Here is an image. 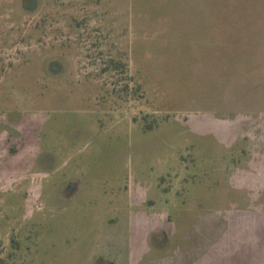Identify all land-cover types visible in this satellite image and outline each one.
I'll return each mask as SVG.
<instances>
[{"label": "rangeland", "instance_id": "obj_1", "mask_svg": "<svg viewBox=\"0 0 264 264\" xmlns=\"http://www.w3.org/2000/svg\"><path fill=\"white\" fill-rule=\"evenodd\" d=\"M206 3L202 19L209 26L210 40L215 38L220 44L218 49L204 48L188 55L179 54L177 48L185 51L188 46L186 11H178L166 0H0V114L15 118L33 114L40 123L54 115L82 114L91 106L99 110L127 107L136 110L133 116L139 125L149 126L154 120L144 112L147 107L155 110L158 123L168 119L172 130H188L182 136L188 138L182 154L196 188L186 191L190 184L179 190V201L204 209L264 206V197L240 198L239 193L229 192L218 197L212 186L222 177L217 170L222 160L216 150L219 135L212 128L206 132V119L212 116L231 123L240 118L264 122V0ZM122 18L129 50L136 53L146 42L150 46L163 43L164 50L122 55ZM133 62L137 67L140 63L156 66L155 71L142 72L154 86L145 85ZM9 120L10 115L0 116V124ZM170 131L166 126L141 136L133 128L128 136L120 133V145L129 139L131 152L121 163L130 187L138 189L139 179L145 178L138 175L140 159L149 161L141 174L162 166L160 161L167 168L177 162L165 161L164 150L152 153ZM258 134L244 133L252 142L262 141ZM182 139L173 138L171 144L180 149ZM232 141L245 147L242 141ZM225 146L222 155L234 154L236 147L228 153ZM165 179L170 182L171 177ZM165 187L169 188L168 183ZM200 187L206 189L200 191ZM143 192L148 197L156 195L150 188ZM40 206L31 198L0 201V264H44L47 249L41 230L36 247L26 238L25 211Z\"/></svg>", "mask_w": 264, "mask_h": 264}, {"label": "crops", "instance_id": "obj_2", "mask_svg": "<svg viewBox=\"0 0 264 264\" xmlns=\"http://www.w3.org/2000/svg\"><path fill=\"white\" fill-rule=\"evenodd\" d=\"M166 2L182 13L186 11L190 36L185 51L177 46L179 54L218 49L220 41L210 40L209 26L202 19L207 0ZM120 22L122 55H149L164 50V44L157 42L151 46L146 42V47L138 48L136 53L129 50L124 18ZM206 30L209 37L204 34ZM142 65H135V70L142 74L145 85L154 86L142 72L155 71L156 66ZM143 110L153 124L139 125L133 116L136 110L127 107L99 110L91 106L84 114L54 115L40 123L33 114H19L16 118L14 114H0L10 115L9 123L0 124V201L31 198L41 205L25 211L29 221L26 238L32 241L31 247H36L41 230L42 244L47 249L44 264H264V206L221 210L179 201V190L190 184L186 191L196 188L182 154L183 148H188V138L182 139L188 130H172L168 119L157 122L155 110ZM240 119L235 123L219 116L206 119L207 134L212 128L219 135L216 150L222 158L217 166L222 177L212 187L218 197L229 192L259 200L264 197V122ZM165 125L171 129L168 138H160L152 153L164 150L168 157L165 161L172 158L177 162L167 168L160 161L162 166L150 165L148 173L141 174L149 161L140 159L138 175L145 178L138 181L141 188L130 187L121 163L131 152L129 139L120 145V133L128 136L133 128L141 136ZM250 130L259 132L262 141L252 142L244 135ZM173 138L182 139L186 145L174 147ZM234 139L245 147L234 143ZM222 145L228 153L236 147L234 154L222 155ZM166 176L171 177L170 182ZM147 188L156 195H144ZM1 224L0 219V239Z\"/></svg>", "mask_w": 264, "mask_h": 264}]
</instances>
